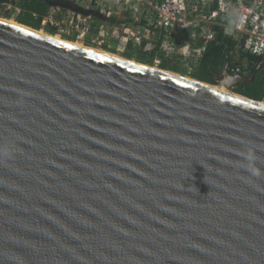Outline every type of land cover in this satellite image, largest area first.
Segmentation results:
<instances>
[{
	"label": "water",
	"instance_id": "1",
	"mask_svg": "<svg viewBox=\"0 0 264 264\" xmlns=\"http://www.w3.org/2000/svg\"><path fill=\"white\" fill-rule=\"evenodd\" d=\"M73 44L0 20V264H264V102Z\"/></svg>",
	"mask_w": 264,
	"mask_h": 264
},
{
	"label": "built area",
	"instance_id": "2",
	"mask_svg": "<svg viewBox=\"0 0 264 264\" xmlns=\"http://www.w3.org/2000/svg\"><path fill=\"white\" fill-rule=\"evenodd\" d=\"M74 1L102 17L95 30H90L92 17L68 10L59 17L48 14L41 26L55 27L59 37L76 43L88 41L91 46L102 48L110 45L116 30L114 24L124 19L127 22L125 38L133 47L143 43L160 44L189 71V60L201 56L206 44L214 39V28L219 27L238 42L243 40L246 53L264 61V0ZM6 8L18 13L11 5ZM227 18L230 24L226 23ZM155 64L159 61L155 60ZM232 75H240V70L233 69Z\"/></svg>",
	"mask_w": 264,
	"mask_h": 264
},
{
	"label": "trees",
	"instance_id": "3",
	"mask_svg": "<svg viewBox=\"0 0 264 264\" xmlns=\"http://www.w3.org/2000/svg\"><path fill=\"white\" fill-rule=\"evenodd\" d=\"M6 5H11L18 10V13L14 14L13 11L8 10ZM65 11L51 8L39 0H0V18L13 20L19 25L36 31L44 30L52 36L57 34L56 28L52 26L43 28L41 26L43 18L50 13L59 17ZM122 18L124 17L122 16ZM101 22L102 19L90 18V30H95ZM114 25L116 27L115 35L110 45L106 44L101 48L103 51L127 60H134L142 65L155 67L181 76H188L205 84L215 85L213 78L221 72L226 60L227 70L231 75L233 69L238 68L240 76L245 77L250 76L257 66L264 62L260 58L244 51L243 40L238 42L232 36L226 35L222 28L215 27L214 39L206 44L201 56L189 60L191 69L189 71L187 66H183L179 59L175 58L160 44L143 43L140 47H133L125 38L127 22L124 19L117 21ZM69 41L73 42L70 39ZM85 45L90 46L89 44ZM155 60L159 61L158 65L155 64ZM232 90L235 94L258 102H264V64L260 65L250 82L236 84Z\"/></svg>",
	"mask_w": 264,
	"mask_h": 264
},
{
	"label": "rangeland",
	"instance_id": "4",
	"mask_svg": "<svg viewBox=\"0 0 264 264\" xmlns=\"http://www.w3.org/2000/svg\"><path fill=\"white\" fill-rule=\"evenodd\" d=\"M0 19H2V18H0ZM3 20H6V19H3ZM10 21H13V20H10ZM14 23H15V21H13ZM226 23L227 24H230L231 23V20L230 19H226ZM39 32V31H38ZM40 32H42L43 34H46V36H52V35H50V34H47L44 30H40ZM114 36V35H113ZM53 37H57V38H59L60 40H63V41H68V42H71V43H74V44H76V45H78V46H83V47H89V48H91V49H96V50H99V51H102V52H105V51H103L101 48H97V47H94V46H91L90 44H89V42L88 41H84V42H82V43H76L74 40H73V42L72 41H69V39L67 40V39H65V38H63V37H59V36H57V34L55 35V36H53ZM70 40H72V39H70ZM200 42V41H199ZM198 42V43H199ZM85 44H89L90 46H86ZM105 53H108V52H105ZM108 54H111V53H108ZM111 55H114V56H117V55H115V54H111ZM117 57H119V56H117ZM119 58H122V57H119ZM195 58V57H194ZM130 61H132L133 63L135 62L134 60H130ZM137 63V62H136ZM152 68H155V67H152ZM155 69H157V68H155ZM192 72V71H191ZM177 75H179V74H177ZM179 76H181V75H179ZM182 77H185V78H187V79H191V78H189L188 76H182ZM192 80V79H191ZM208 85H210V84H208ZM211 86H215V85H211ZM227 92H229V93H234L233 92V90L232 89H229V90H227Z\"/></svg>",
	"mask_w": 264,
	"mask_h": 264
},
{
	"label": "bare ground",
	"instance_id": "5",
	"mask_svg": "<svg viewBox=\"0 0 264 264\" xmlns=\"http://www.w3.org/2000/svg\"><path fill=\"white\" fill-rule=\"evenodd\" d=\"M1 21H3V22H7V23H9V24H12V25H17V26H20V25H18L17 23H14V22H12V21H10V20H3V19H0ZM38 32V31H37ZM39 34H41V35H46V34H43L42 32H38ZM50 37V36H49ZM51 37H53V36H51ZM53 39L54 40H60L59 38H57V37H53ZM74 46H78V45H76V44H73ZM95 51H98V52H102V51H99V50H96L95 49ZM103 53H105V52H103ZM106 54H108V53H106ZM111 55V54H110ZM117 57V56H116ZM132 62V61H131ZM133 63V62H132ZM153 69H155V68H153ZM158 70H160V69H158ZM214 88L216 89V90H219L220 92H226L227 93V90L225 89V88H222V87H216V86H214ZM229 93V92H228Z\"/></svg>",
	"mask_w": 264,
	"mask_h": 264
}]
</instances>
